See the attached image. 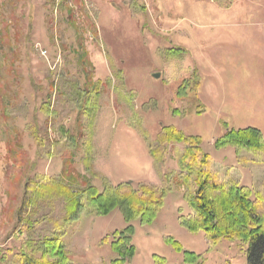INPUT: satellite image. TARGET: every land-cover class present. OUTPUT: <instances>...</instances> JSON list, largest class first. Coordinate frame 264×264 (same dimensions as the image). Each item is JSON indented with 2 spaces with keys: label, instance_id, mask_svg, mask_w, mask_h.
<instances>
[{
  "label": "rangeland",
  "instance_id": "374dc122",
  "mask_svg": "<svg viewBox=\"0 0 264 264\" xmlns=\"http://www.w3.org/2000/svg\"><path fill=\"white\" fill-rule=\"evenodd\" d=\"M167 127L252 186L264 167L216 142L248 127L264 138V0H0V262L58 238L70 264H111L130 226L124 264H184L165 236L205 264H246L244 243L209 250L181 227L183 145L163 146L160 169L150 154ZM124 183L165 191L155 222L96 215L88 189Z\"/></svg>",
  "mask_w": 264,
  "mask_h": 264
},
{
  "label": "trees",
  "instance_id": "16d2710c",
  "mask_svg": "<svg viewBox=\"0 0 264 264\" xmlns=\"http://www.w3.org/2000/svg\"><path fill=\"white\" fill-rule=\"evenodd\" d=\"M157 143L162 148L150 151L157 169L165 164L163 146L183 145L177 151L179 178L187 190L185 199L190 212L179 219L181 227L192 234L203 232L209 250L221 240L242 242L247 246L246 264H264V169L253 175L249 188L242 185L240 174L234 168L222 167L202 153L199 138H185L177 129L167 127L161 130ZM228 145L237 152L243 149L250 153V162L264 167V138L257 128L226 131L216 142V148ZM61 189L68 192L67 188ZM164 195L163 189L148 184H140L135 189L130 183H124L115 188L105 186L100 193L94 188L88 189L87 201L97 216H106L117 208L127 224L137 221L141 226H148L159 217ZM133 231L129 226L118 232L119 237L110 247L117 256L111 264H124L133 258L136 253L131 245ZM33 241L24 242L17 252L8 249L0 264H70L58 238ZM163 243L181 253L184 264H205L202 255L185 251L172 237L165 236Z\"/></svg>",
  "mask_w": 264,
  "mask_h": 264
},
{
  "label": "water",
  "instance_id": "95a60500",
  "mask_svg": "<svg viewBox=\"0 0 264 264\" xmlns=\"http://www.w3.org/2000/svg\"><path fill=\"white\" fill-rule=\"evenodd\" d=\"M151 77H153L155 80H158L160 77H159V74H154L152 75Z\"/></svg>",
  "mask_w": 264,
  "mask_h": 264
}]
</instances>
